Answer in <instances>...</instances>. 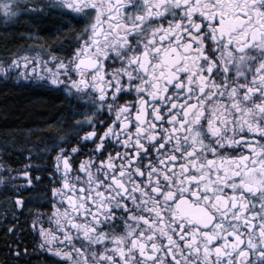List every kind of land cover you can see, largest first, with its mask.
Here are the masks:
<instances>
[{"label": "snow or ice", "instance_id": "6c2138e0", "mask_svg": "<svg viewBox=\"0 0 264 264\" xmlns=\"http://www.w3.org/2000/svg\"><path fill=\"white\" fill-rule=\"evenodd\" d=\"M53 9L46 58L0 77L31 64L59 90L67 143L50 211L0 201V264H264V0H0V19Z\"/></svg>", "mask_w": 264, "mask_h": 264}, {"label": "trees", "instance_id": "16d2710c", "mask_svg": "<svg viewBox=\"0 0 264 264\" xmlns=\"http://www.w3.org/2000/svg\"><path fill=\"white\" fill-rule=\"evenodd\" d=\"M62 24L64 21L57 16L33 17L31 23L26 19L5 24L0 19V62L7 65L11 59L28 53L46 58L47 48L53 45L43 38ZM37 32L40 38L31 40L21 35ZM61 117L68 118L70 123V110L55 91L42 84L0 83V152L4 175L10 179L13 193L18 188L24 191L35 210L45 194L48 142L64 134L57 124ZM26 172L32 178L31 188H26L25 176L21 177ZM35 177H39V181Z\"/></svg>", "mask_w": 264, "mask_h": 264}, {"label": "flooded vegetation", "instance_id": "af4514ba", "mask_svg": "<svg viewBox=\"0 0 264 264\" xmlns=\"http://www.w3.org/2000/svg\"><path fill=\"white\" fill-rule=\"evenodd\" d=\"M49 16H57V17H59V19H61L60 16L58 15V13H57V10H55V9L51 10V15H49ZM23 55L35 56V55H31L29 53L28 54H23ZM4 66H7V65H4ZM31 68H32V65L30 64L28 69H24L23 65H21V67L18 68V69H13L10 72V74H9L10 79H8V82L9 81L15 82L14 79H13V75L14 74L17 75L18 79L19 78H24V76L20 75L21 73H24V75H27L29 78L25 79L26 81L23 82V83H25V84H42L44 86L46 85L45 87L49 88L52 91H55L56 94H59V95H61L64 98L63 94L59 90H55L54 86H51L50 84H48L47 81H40V80L36 79L34 77L33 73L31 72ZM3 82H4L3 78L0 79V83H3ZM41 82H44V83H41ZM15 84H20V83L15 82ZM77 118L78 119H83V117H77ZM81 134H83V133H81ZM60 137H56V139L50 140L48 142V149L46 150L45 159L47 161L48 168H47V173H46L45 193H47L48 195H50L49 182H50V179H51L52 172L54 171V169H53L54 157L59 152L60 147L67 143V139L61 140ZM2 160H3V155L0 152V180L3 181V183H0V201H3L5 199L6 194H8V195L13 194V190H14L9 185V181L7 180V177H5V175H4V166H3ZM3 206H4L3 203H0V209H2ZM36 210H38L40 212H48V211H50V205L48 204L47 197L45 195H44V199H43L42 203H40V205H38ZM30 219L31 218H28L27 220L26 219L21 220L20 221V225H18L17 227H24L26 229L25 232H24V237L26 239V242L29 244V248L31 250V245L35 241L33 240L32 235H30L29 231L27 230V224L30 223ZM11 222H12L11 221V217H9V220L6 223L10 224ZM4 225H5V222H0V253H2L4 251V249H5ZM8 242L10 243L11 241L9 240ZM43 255H47V254H42L39 257L34 256L33 257V264H36V261L38 259H43ZM51 259L55 260V259H58V258L52 257Z\"/></svg>", "mask_w": 264, "mask_h": 264}, {"label": "rangeland", "instance_id": "374dc122", "mask_svg": "<svg viewBox=\"0 0 264 264\" xmlns=\"http://www.w3.org/2000/svg\"><path fill=\"white\" fill-rule=\"evenodd\" d=\"M49 66H51V65H49ZM5 67H7V66H5ZM37 70L39 71L40 69L38 68ZM26 76H27V75H26ZM0 79H2V77H0ZM9 79H10V78H9ZM13 79H14L15 82H18V83H23V82L26 81L25 78H19V79H18V78H17V75H15V74L13 75ZM3 80H4L5 82L8 81V79H3ZM32 82H33V81H32ZM41 83H44V82H41ZM22 174H23V173H22ZM24 176H25V175H22L21 177H24ZM13 179H17V178H12V180H13ZM18 179H20V177H19ZM7 180L10 181L9 178H7ZM12 188H13V186H12Z\"/></svg>", "mask_w": 264, "mask_h": 264}]
</instances>
